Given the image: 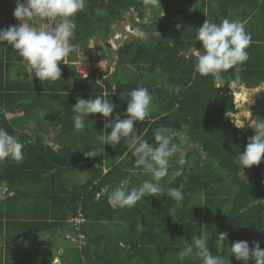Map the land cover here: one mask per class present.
<instances>
[{
  "label": "trees",
  "instance_id": "1",
  "mask_svg": "<svg viewBox=\"0 0 264 264\" xmlns=\"http://www.w3.org/2000/svg\"><path fill=\"white\" fill-rule=\"evenodd\" d=\"M101 1L104 0H86L84 10L73 18L76 28L67 61L73 60L78 47L83 49L87 46L92 35L106 37L113 20L130 7L142 11L148 2ZM240 1L248 14L255 9H264V0ZM15 7V0H0V28L19 24L13 16ZM21 22L38 27V17L25 18ZM198 22L193 29H178L175 32L167 29L169 25L172 26L171 22L163 23L156 28L163 33L161 39L152 38L149 41L144 36L136 42L118 47L116 52L119 54V66L130 63L140 74L148 71L151 75L149 79L142 76L130 82L128 91L144 86L150 94H156L152 99L157 107L155 112L150 113L144 121H138L135 130L144 140L155 144L154 132L157 129H171L176 133L173 142L177 145V152L169 160V174L159 181L165 193L155 197L145 195L130 208L109 204L110 193L122 181L131 189L151 180V176L135 166L131 150L123 139L115 148L109 145L114 153L112 161L120 158L104 175L101 176L102 170L99 167L98 172L92 173L85 185L77 190L64 188L63 191H50V198L65 205L60 217L57 215L56 219L64 221L69 213L76 214V210L80 208L85 222H89L86 226L82 222L78 231L73 222L72 230L76 234L83 233L84 239L81 243L75 242L76 244H69L65 248L73 257L70 264H202L194 255L195 250L184 259L179 256L195 237L205 234L210 237L207 243L211 253L230 259L231 264L238 262L235 257H231L232 242L245 240L251 247L253 241H259L260 248L264 249V158L259 165L250 168L243 169L237 163L239 153L245 149L254 131L248 128V122L241 129L229 119V113L237 111V104L231 89L226 87L230 82L257 87L264 82V69L247 60L240 66L242 70L239 73L235 69L222 72V79L219 80L222 85L218 86V81L212 76L202 77L195 73L194 53L182 57L180 52L188 51L192 46L197 50L201 46L195 40V29L202 26V20ZM146 27L145 24L138 26L139 29H147ZM254 46L251 43L247 52ZM107 56L112 60L109 49ZM21 59L10 45L0 44L1 125L8 123L6 113L17 111L23 112L21 120L40 111L52 123L71 125L72 106L77 102L76 97L88 99L92 92L114 103L116 108L113 117L121 114L123 118L126 100L112 93L109 79L100 77L104 87L95 80V72L92 71L79 80L73 66L61 64L62 79L40 82L38 78L30 79ZM12 71L16 74L15 78L10 75ZM70 75L74 77L73 83L69 81ZM115 75L117 71L113 73L111 80L117 82ZM166 85H171V88ZM177 86L180 89L178 92L175 91ZM104 90L105 96L102 94ZM249 97L251 94H243L238 99L244 101ZM118 106L125 108L120 110ZM251 112L252 117L264 118V92ZM107 122L100 114L86 116L83 131L89 133L93 125H98L99 133L102 134ZM107 131L110 132V129ZM92 142L101 146L98 141ZM183 144H199L200 149L179 156L178 151ZM70 150V146L65 145L54 151L37 140L24 145L21 160L7 158L0 161V185H5L8 193L14 192L13 195L7 193L2 198L6 202H15L24 194L29 197L37 196V192L26 193L22 189L26 174L30 170L47 172L51 168H57L58 171L70 168L69 164L74 160H66L64 156H69ZM126 152L128 156L123 155ZM180 159H184L186 163L182 166L181 175L173 176L172 173L181 168L178 163ZM127 162L130 163L126 166ZM97 177L99 178L96 179ZM105 186V192L96 197L97 192ZM168 188H180L183 200L176 203L173 198L168 197ZM220 231L227 233L222 244L216 236ZM120 242L124 246V255H119L121 257L118 258L119 256L112 255L113 251L109 246Z\"/></svg>",
  "mask_w": 264,
  "mask_h": 264
},
{
  "label": "clouds",
  "instance_id": "2",
  "mask_svg": "<svg viewBox=\"0 0 264 264\" xmlns=\"http://www.w3.org/2000/svg\"><path fill=\"white\" fill-rule=\"evenodd\" d=\"M16 7L13 16L19 21L17 25L0 28V44L10 45L21 57V63L26 66L30 79L38 78L40 82H55L62 79L61 64H67L65 58L72 50L71 40L74 39L76 24L73 18L86 6V0H15ZM164 15L162 11L161 16ZM38 17L41 20H59L56 27L29 26L21 21L25 18ZM176 27L179 29L180 24ZM190 31V30H189ZM195 40L200 43L202 51L194 50V72L202 77L212 76L216 81L222 79L221 73L235 69L239 73L248 59L247 48L251 44V35L246 31L245 25L239 20L225 18L219 23L208 18L199 28L195 29ZM143 35V33H141ZM158 36L159 33L157 32ZM135 37V36H134ZM136 38V37H135ZM107 77L104 76L103 79ZM171 88V85H166ZM179 87L175 91H179ZM116 90H113L115 93ZM122 100H126L127 107L123 113L113 117L114 103H110L102 96L84 99L77 97L72 106L74 130L81 131L85 127V117L100 114L108 122L104 125L103 133L96 139L102 145L115 148L121 140H125L131 150L134 164L145 174L151 176L139 187L129 189L125 182H121L109 195L111 205L124 208L133 207L145 195L155 197L164 194L165 189L159 181L169 174V160L177 152V145L173 142L176 133L167 127H160L154 132L155 144H150L135 130L138 121H144L150 115L152 96L148 88L137 87L128 92L120 93ZM254 103V101H253ZM233 123L237 128L244 126ZM248 128L254 131L249 137L245 149L239 153L237 163L241 168H250L259 165L264 158V118H254ZM111 129L110 132L107 130ZM24 145L13 135L0 128V161L7 158L19 161L23 158ZM85 158H95L103 154V149L81 150ZM128 156V153H124ZM181 168L172 173L180 176L184 159L178 161ZM166 195L173 198L176 203L183 200L180 188H168ZM220 244L227 238V233H216ZM210 237L205 234L195 237L191 244L180 253L179 258L184 259L194 252L202 264H231V260L221 256H214L209 250L207 241ZM27 242H25L26 244ZM231 257L243 264H264V249L260 248L259 241L249 242L238 240L230 244ZM52 264H59L58 259Z\"/></svg>",
  "mask_w": 264,
  "mask_h": 264
},
{
  "label": "crops",
  "instance_id": "3",
  "mask_svg": "<svg viewBox=\"0 0 264 264\" xmlns=\"http://www.w3.org/2000/svg\"><path fill=\"white\" fill-rule=\"evenodd\" d=\"M186 1L191 3V0ZM199 2L200 8L196 9L193 14H183L174 6L171 7L172 0H159L156 6L152 5L150 0H148L147 7L142 11L136 10L132 6L133 9L130 10L129 8L124 12V17H132L136 21L137 26L143 24L147 26V29L136 30V32L143 33V35L135 34L136 39L133 42H136L144 36L149 41L152 38L161 39L163 33L156 28L163 23L170 24L171 22L172 26L170 27L169 25L167 29H169V32H175L178 30L176 27L177 24L181 25L179 29H193L199 23L198 21L202 20L203 24L207 18L212 22L218 23L225 18L239 20L244 23L246 31L251 35V43L255 45L248 50V61L253 63L254 66L260 65L262 67L261 69H264V9H255L248 14V11L245 10L240 0H199ZM247 5L249 6V4H246V8H248ZM156 7L159 9L157 10ZM162 11L164 15L160 17ZM244 14L245 16H243ZM43 22H40L42 23L41 25H45ZM37 23L39 28L40 23ZM157 32L159 33L158 36L156 35ZM98 36L97 34L92 35L85 48L81 49L78 47L73 60L67 61L65 59L67 66H73V71L79 80L94 71L95 80L105 87L100 81V77L102 76L104 78L106 76V79L110 80L109 86L111 90L113 91L115 89V96L118 97L120 93L128 92V88L130 87L128 84L133 80L141 78L142 76H145L147 79L151 77L148 71L142 72V74L138 71L136 72L137 74L132 75L130 78L123 76L125 70H129L134 66L130 63L119 66L117 64L118 59L114 57L118 55L119 58V54L116 52L119 46L108 45L107 35L106 37ZM98 38L101 40V44L103 43L100 47L94 42ZM90 39H93V44L91 43L93 47H91ZM110 42L112 43L111 40ZM92 49L95 51L94 54L92 53ZM107 49L111 51L112 60H109L107 56ZM194 50L196 49L192 46L186 51L185 55L182 54V51L185 50H182L180 55L187 57L189 54L194 53ZM196 51H202L201 47ZM94 56L98 59L94 58ZM90 57H93V59L88 60ZM115 71H117V75H115L117 82L111 80ZM10 75L12 78L16 77L13 71ZM69 78V81L73 83L74 77L70 75ZM219 83L220 81L216 85L218 86ZM230 83L237 85L235 82ZM262 84H260L262 85L260 89L257 90L252 85L240 84L241 90L247 88L253 91V94L249 97L252 102L254 101L253 106L259 96L264 92V82ZM105 93L106 90L102 92L104 96ZM151 96L153 99L156 94H151ZM88 97L95 98L96 95L92 92ZM240 101L243 100L239 99L235 102L238 104ZM54 107H56L55 104ZM118 107L120 110L125 108L124 106ZM252 108L248 110L249 116H252ZM22 114L23 112L21 111L6 113L5 117L8 123L6 125L0 124V128L8 131L9 134L13 135L23 145L41 140L43 145L50 146L54 151L65 145L70 146L72 154L70 153L69 156H64H66V160H74V162L69 164L71 166L70 168H63L65 170L62 171H58L57 168H51L47 172H34V170H30L24 177L22 189L24 188L23 190L26 193L30 191L32 193L37 192V196L29 197L27 194H24L23 197L15 202H6L5 198L3 199L0 196V264H52V260L54 259H58L59 264H70L73 257L65 248L69 244L74 245L82 242V240L71 241L68 238V236H76V233L72 230L74 227L73 218L81 210L78 208L76 214L73 215L69 213L67 219L64 221L56 219L58 217L57 215L60 217L61 212L65 209V205L60 201H56L54 198H50L52 195L50 191H63L64 188L77 190L79 187L85 185L86 181L92 176V173L98 172L99 167L102 170V176L112 165L117 163L120 157L112 161L114 153L109 149V145H94L92 141L97 142L96 137L100 134L98 125H93L91 131L86 133L83 130H74V124L62 125L61 123H52L51 120L44 118L42 116L43 112L40 111L34 112L31 117L25 120L20 119ZM188 146L181 145L178 155L184 156L186 153L181 154L182 149ZM98 147L101 150L103 149V154L95 158H85L83 151H81L99 149ZM59 160L63 161L65 159ZM129 163L127 162L126 166ZM105 190L106 186L102 187L101 191L97 192L96 197L104 193ZM13 193L10 191L8 194L13 195ZM86 223L89 222H85L84 220V226H86ZM25 242L27 243L25 244ZM123 247V243L120 242L119 244H111L109 249H112V255L119 256L124 255Z\"/></svg>",
  "mask_w": 264,
  "mask_h": 264
},
{
  "label": "rangeland",
  "instance_id": "4",
  "mask_svg": "<svg viewBox=\"0 0 264 264\" xmlns=\"http://www.w3.org/2000/svg\"><path fill=\"white\" fill-rule=\"evenodd\" d=\"M150 2L152 5L156 6V5H158L159 0H150ZM169 5H170V3H169ZM170 6L171 7L174 6L183 14H186V13L193 14L196 9L200 8L199 7L200 2H199V0H191V3H188L186 0H172V3ZM156 9L158 10L159 8L156 7ZM156 9H155V11H156ZM42 21H44L43 23L45 25H41L42 23H40V22H42ZM54 21H57V20H51V19L41 20L40 18H38V22L40 23L39 27H48L50 25V23L51 22L53 23ZM94 42L98 45V47L103 45V43L101 44V40L99 38L97 40H95ZM92 53L93 54L95 53L94 49H92ZM98 54H100V53H98ZM94 58H97V57L94 56ZM92 59H93V57H90L88 60H92ZM136 72H138V70L135 67H133V68H130L129 70L128 69L125 70L123 76L130 78L132 75L137 74ZM219 84L222 85V83H219ZM226 87L231 89V93H233V92L235 93L236 91L241 90L240 85H234L233 83H228L226 85ZM240 97H243L242 91H241ZM253 104L254 103L249 98L244 100V101H240V103L237 104V111L234 113H229V115H228L229 119L232 122L234 120L236 123L241 124V125H245L247 122L250 124V122L252 121V119L254 117H252L251 115L250 116L248 115V110H249V108H252ZM156 108L157 107L152 100V103L150 106V113L155 112ZM3 192H4V187L0 186V195H2ZM234 264H243V262L238 261L237 263H234ZM249 264H252L251 261H249Z\"/></svg>",
  "mask_w": 264,
  "mask_h": 264
},
{
  "label": "water",
  "instance_id": "5",
  "mask_svg": "<svg viewBox=\"0 0 264 264\" xmlns=\"http://www.w3.org/2000/svg\"><path fill=\"white\" fill-rule=\"evenodd\" d=\"M101 2H105L101 1ZM133 9V7H130V10ZM111 29L109 33L107 34V39L108 41L111 40L112 43L109 41L108 45L110 46H121L124 43H130L135 41L136 35H140V32H136L138 29V26L136 25V21L133 20V18H126L124 16H118L116 19L113 20L112 22ZM136 34V35H135ZM135 36V37H134ZM93 44V39H90V44ZM186 51H182V54L185 55ZM115 59H118V55L114 56ZM263 85V84H262ZM262 85H258L255 90L260 89ZM241 95V90L236 91L233 96L235 101L239 100L238 98ZM240 136V135H238ZM195 149H200L199 144H190L188 147L185 149H182L181 154L187 153L188 151H193Z\"/></svg>",
  "mask_w": 264,
  "mask_h": 264
},
{
  "label": "built area",
  "instance_id": "6",
  "mask_svg": "<svg viewBox=\"0 0 264 264\" xmlns=\"http://www.w3.org/2000/svg\"><path fill=\"white\" fill-rule=\"evenodd\" d=\"M57 21H54L53 23L51 22L50 23V25L48 26V27H51V28H54V27H56L57 25H58V23H59V20L58 19H56ZM50 22V21H49ZM66 59V58H65ZM232 94H234V92L232 93ZM4 187V192H3V194L2 195H0V196H4V195H6L7 193H8V189H7V187L6 186H3ZM84 218H83V215H82V213L81 212H79L74 218H73V222H74V226H75V229H76V231H78L79 229H80V224L82 223V222H84ZM68 238H69V240H71V241H79V240H82L83 241V239H84V234L83 233H81V232H79L78 234H76V236H68Z\"/></svg>",
  "mask_w": 264,
  "mask_h": 264
},
{
  "label": "bare ground",
  "instance_id": "7",
  "mask_svg": "<svg viewBox=\"0 0 264 264\" xmlns=\"http://www.w3.org/2000/svg\"><path fill=\"white\" fill-rule=\"evenodd\" d=\"M91 47H93V45L91 44ZM242 91V93L244 94V95H250V94H253L252 92V90H249V89H242L241 90Z\"/></svg>",
  "mask_w": 264,
  "mask_h": 264
},
{
  "label": "flooded vegetation",
  "instance_id": "8",
  "mask_svg": "<svg viewBox=\"0 0 264 264\" xmlns=\"http://www.w3.org/2000/svg\"><path fill=\"white\" fill-rule=\"evenodd\" d=\"M121 16H124V13L121 15ZM131 18V17H130ZM139 29V28H138Z\"/></svg>",
  "mask_w": 264,
  "mask_h": 264
}]
</instances>
